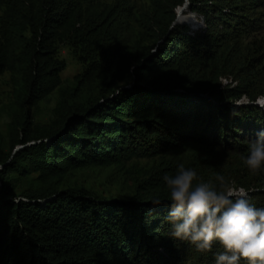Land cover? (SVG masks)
I'll list each match as a JSON object with an SVG mask.
<instances>
[{
	"label": "trees",
	"instance_id": "1",
	"mask_svg": "<svg viewBox=\"0 0 264 264\" xmlns=\"http://www.w3.org/2000/svg\"><path fill=\"white\" fill-rule=\"evenodd\" d=\"M184 2L149 0L132 13L127 0H0V73L11 85L0 264H147L168 223L163 177L183 164L195 182L212 183L222 164L204 149L249 153L244 142L264 130V106L244 87H217L207 62L225 48L212 60L179 53L188 28L172 26ZM57 43L86 55L84 71L65 84ZM52 91L53 118L34 124L30 109ZM136 148L181 157L161 158L126 198L68 184L85 168L114 176L117 157Z\"/></svg>",
	"mask_w": 264,
	"mask_h": 264
},
{
	"label": "rangeland",
	"instance_id": "2",
	"mask_svg": "<svg viewBox=\"0 0 264 264\" xmlns=\"http://www.w3.org/2000/svg\"><path fill=\"white\" fill-rule=\"evenodd\" d=\"M92 1L112 6L117 0ZM127 1L132 13L145 9L149 3V0ZM184 4L176 10V17L183 10L185 14L193 13V20L183 24H176V19L173 22L174 29L181 25L188 28L187 34L183 36L185 46L179 53L191 58L193 55H201L212 60L216 50L225 48V54L215 56V62H207V69L215 68L218 74L217 87H244L256 96L253 103L255 106H264V0H188L187 9H184ZM193 5L197 6L192 11ZM54 52L57 61L62 63L63 69L58 73L62 84L71 82L84 71L86 55L83 52L74 51L62 43L55 45ZM56 100V92L52 91L35 103L30 109L34 124L50 122ZM10 101L9 74L3 71L0 73V155L7 150ZM255 139L256 136H252L244 144L250 146ZM161 148L123 151L119 157L116 156L114 176H110V169L85 168L73 172L68 178V184L83 187L103 197L126 198L132 191L133 181L146 179L161 158L168 161L172 156L176 160L181 157ZM194 152L196 154L200 151L196 149ZM203 152L210 153L214 160L222 164L219 176L225 178V183L245 188L251 197L250 202L257 207H264V164L253 171L245 162L249 153L229 154L215 149H204ZM118 178H121V183L116 181ZM212 184L218 185L219 181L214 178ZM165 225V233H162L164 240L158 241L157 247H151L147 264H215L214 254L223 251L219 241H214L212 249L207 252L197 251L191 243L171 238L170 225ZM240 264L249 262L241 259Z\"/></svg>",
	"mask_w": 264,
	"mask_h": 264
},
{
	"label": "clouds",
	"instance_id": "3",
	"mask_svg": "<svg viewBox=\"0 0 264 264\" xmlns=\"http://www.w3.org/2000/svg\"><path fill=\"white\" fill-rule=\"evenodd\" d=\"M187 5L185 0L184 9ZM192 15L182 10L175 23L183 24ZM245 162L253 171L264 164V130L250 143ZM163 179L170 190V210L165 220L171 238L187 241L201 252L211 250L213 242L219 241L223 251L214 254L215 264H240L241 259L264 264V207L251 203L245 188L228 185L223 176L216 177L218 185L195 182L197 173L183 164L174 176L165 175ZM161 202L153 199L151 204Z\"/></svg>",
	"mask_w": 264,
	"mask_h": 264
}]
</instances>
